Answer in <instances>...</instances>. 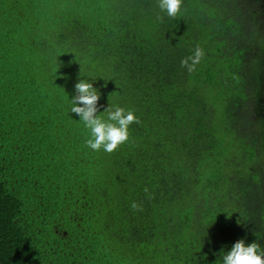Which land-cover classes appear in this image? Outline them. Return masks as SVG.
Instances as JSON below:
<instances>
[{"label": "trees", "instance_id": "1", "mask_svg": "<svg viewBox=\"0 0 264 264\" xmlns=\"http://www.w3.org/2000/svg\"><path fill=\"white\" fill-rule=\"evenodd\" d=\"M263 4L183 0L168 17L157 0H0V264H220L239 239L264 248V92L249 76L264 70ZM81 77L100 112L139 118L111 153L68 111Z\"/></svg>", "mask_w": 264, "mask_h": 264}, {"label": "clouds", "instance_id": "2", "mask_svg": "<svg viewBox=\"0 0 264 264\" xmlns=\"http://www.w3.org/2000/svg\"><path fill=\"white\" fill-rule=\"evenodd\" d=\"M157 4L166 16L177 17L181 14L183 0H157ZM204 56V50L197 46L191 55L181 60V66L189 72L194 71ZM89 78L78 79L75 94L71 98L67 95L68 111L76 114L89 130L88 148L111 153L129 139V127L138 123L139 118L133 110L117 105L100 112L98 101L101 94L94 87V80ZM131 207L137 208L135 202ZM220 264H264V248L256 242L246 243L245 239H239L220 257Z\"/></svg>", "mask_w": 264, "mask_h": 264}, {"label": "rangeland", "instance_id": "3", "mask_svg": "<svg viewBox=\"0 0 264 264\" xmlns=\"http://www.w3.org/2000/svg\"><path fill=\"white\" fill-rule=\"evenodd\" d=\"M263 8H264V4H263ZM263 12H264V9H263ZM257 53L259 54L260 51H258ZM258 65H259V69L256 70V73H255L253 68L250 69V75L249 76L252 79H254L255 82H257L258 78H259L261 86H262V90L261 91L264 92V70H262L263 68H260V63ZM256 74H258V76H256ZM255 87H256V84H255ZM255 91H257V90H255ZM257 100H258V98H257ZM257 102L260 104V99ZM257 120H258V123L262 125L261 129L263 131L264 130V125L261 123L262 122L261 118H258ZM259 134H260V132H259ZM260 139H262V138H260ZM260 139H259L260 143L258 145V158L255 161V163L251 166V168L253 170H255V171H258L261 174V177L264 179V140L263 139L260 140Z\"/></svg>", "mask_w": 264, "mask_h": 264}, {"label": "flooded vegetation", "instance_id": "4", "mask_svg": "<svg viewBox=\"0 0 264 264\" xmlns=\"http://www.w3.org/2000/svg\"><path fill=\"white\" fill-rule=\"evenodd\" d=\"M259 81H260V80L258 79L257 82H258V83L260 84V86H261V83H260ZM261 88H262V87H261ZM261 88H260V89H261ZM257 90H258V89H257ZM263 100H264V99H263ZM263 104H264V101H263ZM261 111H262L261 113L263 114V118H264V105H262Z\"/></svg>", "mask_w": 264, "mask_h": 264}]
</instances>
